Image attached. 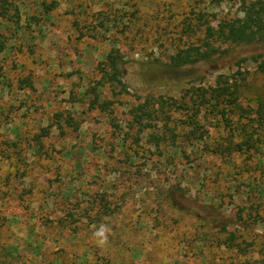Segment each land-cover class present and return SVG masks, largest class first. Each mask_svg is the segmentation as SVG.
Returning <instances> with one entry per match:
<instances>
[{
  "label": "rangeland",
  "instance_id": "obj_1",
  "mask_svg": "<svg viewBox=\"0 0 264 264\" xmlns=\"http://www.w3.org/2000/svg\"><path fill=\"white\" fill-rule=\"evenodd\" d=\"M0 4L17 16L0 14V264H264V142L247 148L242 127L264 103L260 64L240 69L244 111L203 110L201 140L186 112L155 114L161 96L189 100L237 59L264 60V41L213 40L227 52L172 64L208 25L242 17L240 0ZM110 52L123 84L103 77Z\"/></svg>",
  "mask_w": 264,
  "mask_h": 264
},
{
  "label": "trees",
  "instance_id": "obj_2",
  "mask_svg": "<svg viewBox=\"0 0 264 264\" xmlns=\"http://www.w3.org/2000/svg\"><path fill=\"white\" fill-rule=\"evenodd\" d=\"M242 11L244 15L242 17H234L223 20L219 27L208 25L206 29V36L204 38L203 46L190 47L186 50L179 51L172 57V64L176 67L195 64L200 61L209 60L213 56L227 52L226 49H221L213 45V40H218L222 43H231L236 45L252 44L260 41H264V0H240ZM0 14H2L8 20H13L17 16L10 14V9L4 4H0ZM263 54L245 56L237 59L235 65L238 67V73L236 75H224L221 74L216 79V85L210 88H199L195 91V95H191L189 100L186 96L180 100H171L161 96L158 98L157 103L159 105V111H155V114H167L166 107H172L177 110H182L187 113L186 125L193 127L190 133H187V139L201 140L204 137L203 123L200 121V115L205 109L206 114L214 113L219 121H229L230 116L237 111H244L240 103L242 96V81L238 77L241 75L242 64L246 61L253 60L260 64L259 70L264 72V60L259 62L260 57ZM120 55L118 53L110 52L108 54L110 69H104V78L113 83L118 81L123 84V81L119 77L122 75V68L119 62ZM245 81V80H244ZM98 84L102 85V81ZM189 92V91H187ZM98 103V96L96 100L91 101L90 107L96 108ZM109 102L102 101L100 107L107 109ZM149 105L140 104L135 112V118L137 122H142L144 114L151 116V111L148 110ZM170 118V117H169ZM232 118V117H231ZM246 120L242 121V127H250L248 137L243 141L246 147L251 149H257L264 142V103L263 99L259 102V106L255 110V115H244ZM233 122V121H232ZM239 144V145H238ZM242 149L241 143L235 144ZM232 238V237H231ZM233 242V241H232ZM231 242V244H232ZM234 244V243H233ZM230 246V245H227Z\"/></svg>",
  "mask_w": 264,
  "mask_h": 264
},
{
  "label": "clouds",
  "instance_id": "obj_3",
  "mask_svg": "<svg viewBox=\"0 0 264 264\" xmlns=\"http://www.w3.org/2000/svg\"><path fill=\"white\" fill-rule=\"evenodd\" d=\"M107 229H105L103 226L94 233L96 237L99 238V243L104 244L107 242V235H106Z\"/></svg>",
  "mask_w": 264,
  "mask_h": 264
}]
</instances>
